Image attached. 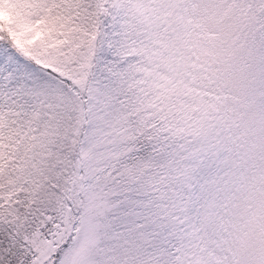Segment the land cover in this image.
Instances as JSON below:
<instances>
[{
	"label": "snow or ice",
	"instance_id": "snow-or-ice-1",
	"mask_svg": "<svg viewBox=\"0 0 264 264\" xmlns=\"http://www.w3.org/2000/svg\"><path fill=\"white\" fill-rule=\"evenodd\" d=\"M0 264H264V0H0Z\"/></svg>",
	"mask_w": 264,
	"mask_h": 264
}]
</instances>
